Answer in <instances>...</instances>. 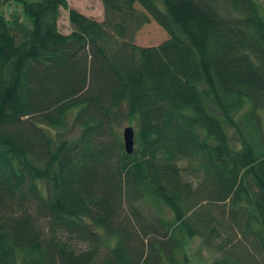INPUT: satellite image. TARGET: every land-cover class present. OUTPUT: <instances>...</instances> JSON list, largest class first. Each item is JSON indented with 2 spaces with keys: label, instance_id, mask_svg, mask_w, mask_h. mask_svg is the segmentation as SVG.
Wrapping results in <instances>:
<instances>
[{
  "label": "trees",
  "instance_id": "obj_1",
  "mask_svg": "<svg viewBox=\"0 0 264 264\" xmlns=\"http://www.w3.org/2000/svg\"><path fill=\"white\" fill-rule=\"evenodd\" d=\"M100 1L0 0L28 22L0 15V264H191L193 239L264 264L262 7ZM150 21L167 38L140 47Z\"/></svg>",
  "mask_w": 264,
  "mask_h": 264
},
{
  "label": "rangeland",
  "instance_id": "obj_2",
  "mask_svg": "<svg viewBox=\"0 0 264 264\" xmlns=\"http://www.w3.org/2000/svg\"><path fill=\"white\" fill-rule=\"evenodd\" d=\"M29 2H35L37 0H27ZM256 2L262 7L263 14H264V0H256ZM68 8L72 9L80 14H82L85 17L91 18L96 21H102L103 20V7L100 0H67ZM223 5V4H222ZM221 5V7H222ZM224 9L227 7L229 8V5L225 3L223 5ZM223 9V10H224ZM22 10L19 5L16 3H11L8 5H4L0 8V15L4 16L6 19H10V15H16L18 16L19 20L23 22L24 24H27V18L22 15ZM58 31L61 34H67L70 32V24L68 22V13L67 10H60V16L59 20L56 23ZM165 38H167L166 33L154 22L150 21L148 24L141 27V29H138L136 34L134 35L133 41L136 45L140 47H154L158 46L162 42L165 41ZM259 118L261 119V130L264 133V109L259 110ZM238 117H236L237 119ZM125 127H132L134 129L133 124H126L123 125L120 129L121 131ZM231 139L233 140V132H228ZM74 244V247L77 249H83L84 245L80 244ZM203 244L198 239H193L190 241L189 245H187L185 251L186 256H188L191 264H208V261L215 257L216 254L213 252V249L210 247L206 248L202 246Z\"/></svg>",
  "mask_w": 264,
  "mask_h": 264
},
{
  "label": "water",
  "instance_id": "obj_3",
  "mask_svg": "<svg viewBox=\"0 0 264 264\" xmlns=\"http://www.w3.org/2000/svg\"><path fill=\"white\" fill-rule=\"evenodd\" d=\"M123 149L126 155H130L134 151V130L132 127H125L121 131Z\"/></svg>",
  "mask_w": 264,
  "mask_h": 264
}]
</instances>
